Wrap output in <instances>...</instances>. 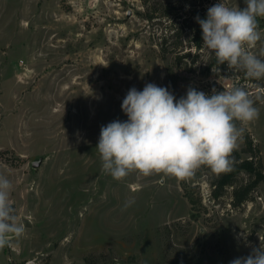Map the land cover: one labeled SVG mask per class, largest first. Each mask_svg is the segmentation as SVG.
<instances>
[{"label": "rangeland", "instance_id": "rangeland-1", "mask_svg": "<svg viewBox=\"0 0 264 264\" xmlns=\"http://www.w3.org/2000/svg\"><path fill=\"white\" fill-rule=\"evenodd\" d=\"M219 2L0 0V175L25 225L0 249V264H230L264 246L263 183L235 207L232 186L214 197L219 174L208 166L183 181L135 171L116 180L96 149L101 126L128 119L121 104L132 87L153 83L177 100L190 87H241L259 109L241 124L243 138L264 165V79L192 44V21ZM257 20L261 39L250 51L264 59V17Z\"/></svg>", "mask_w": 264, "mask_h": 264}, {"label": "clouds", "instance_id": "clouds-1", "mask_svg": "<svg viewBox=\"0 0 264 264\" xmlns=\"http://www.w3.org/2000/svg\"><path fill=\"white\" fill-rule=\"evenodd\" d=\"M246 7H229L223 0L196 17L203 44L214 52L219 64L245 71L249 78L264 79V59L253 54L261 39L258 17H264V0H244ZM264 56V52L261 53ZM241 87L211 94L188 88L176 97L166 88L148 83L143 90L129 89L122 101L126 121L114 120L101 126L96 149L102 170L116 180L131 172L145 177L164 174L177 180L191 178L201 166L214 173L231 170L233 152L243 140L241 124L259 117V109ZM12 182L0 175V249L25 233L10 202ZM133 201H126L125 207ZM230 264H264V246Z\"/></svg>", "mask_w": 264, "mask_h": 264}, {"label": "trees", "instance_id": "trees-1", "mask_svg": "<svg viewBox=\"0 0 264 264\" xmlns=\"http://www.w3.org/2000/svg\"><path fill=\"white\" fill-rule=\"evenodd\" d=\"M191 27L194 33L192 44L197 48H201L203 45L202 30L196 19L192 21ZM236 124L237 127H241V122L236 121ZM244 132L246 131L244 130ZM243 140L245 143L244 147L241 150L236 149L232 154L234 164L231 170L220 173L215 183H213V195L216 198L220 197L228 186L233 187L232 204L235 207H240L243 203L250 200L257 186L260 183L264 184V165L261 160L260 149L249 134H246ZM244 154L247 155V157H244ZM241 173H246L248 178L243 183L235 184V179ZM187 197L193 205L201 201L200 198L194 197L188 192Z\"/></svg>", "mask_w": 264, "mask_h": 264}, {"label": "water", "instance_id": "water-1", "mask_svg": "<svg viewBox=\"0 0 264 264\" xmlns=\"http://www.w3.org/2000/svg\"><path fill=\"white\" fill-rule=\"evenodd\" d=\"M41 163H42V158L39 159V160L33 161V162H32V165H33L34 167H38ZM12 205H13V204H12ZM13 207H14V205H13ZM115 264H121V263H115Z\"/></svg>", "mask_w": 264, "mask_h": 264}]
</instances>
